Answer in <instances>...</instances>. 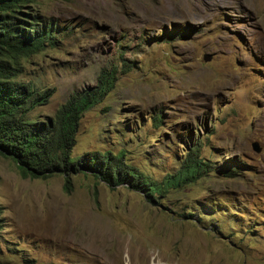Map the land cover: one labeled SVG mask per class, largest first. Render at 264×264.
Returning <instances> with one entry per match:
<instances>
[{
  "label": "rangeland",
  "instance_id": "obj_1",
  "mask_svg": "<svg viewBox=\"0 0 264 264\" xmlns=\"http://www.w3.org/2000/svg\"><path fill=\"white\" fill-rule=\"evenodd\" d=\"M33 10L55 35L19 59L18 81L53 91L33 116L52 117L115 69L79 120L74 155L122 150L160 183L197 145L213 168L150 202L89 174L69 177L68 191L61 175L23 179L0 156V264H264V0H36Z\"/></svg>",
  "mask_w": 264,
  "mask_h": 264
},
{
  "label": "trees",
  "instance_id": "obj_2",
  "mask_svg": "<svg viewBox=\"0 0 264 264\" xmlns=\"http://www.w3.org/2000/svg\"><path fill=\"white\" fill-rule=\"evenodd\" d=\"M36 0H0V156L12 161L23 179L64 178L63 188L70 189L69 177L91 175L109 186L125 185L139 190L152 202L170 188L179 189L206 178L211 163L199 155L193 145L178 168L161 182L151 180L123 162L122 150L86 152L74 155L75 135L83 113L94 107L111 91L116 81L115 69L102 68L95 85L72 93L52 117L36 118L33 111L45 105L52 89H37L17 80L19 59H25L53 46V24L36 15ZM155 122V118H153ZM159 124V123H158ZM235 167L228 166L225 177L232 178Z\"/></svg>",
  "mask_w": 264,
  "mask_h": 264
},
{
  "label": "water",
  "instance_id": "obj_3",
  "mask_svg": "<svg viewBox=\"0 0 264 264\" xmlns=\"http://www.w3.org/2000/svg\"><path fill=\"white\" fill-rule=\"evenodd\" d=\"M253 151L258 152V148L256 147L255 144L253 145Z\"/></svg>",
  "mask_w": 264,
  "mask_h": 264
}]
</instances>
